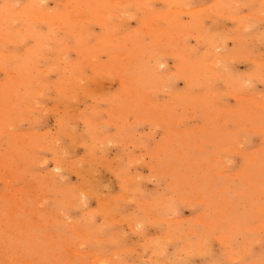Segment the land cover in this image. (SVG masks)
<instances>
[{
  "label": "rangeland",
  "instance_id": "374dc122",
  "mask_svg": "<svg viewBox=\"0 0 264 264\" xmlns=\"http://www.w3.org/2000/svg\"><path fill=\"white\" fill-rule=\"evenodd\" d=\"M0 264H264V0H0Z\"/></svg>",
  "mask_w": 264,
  "mask_h": 264
}]
</instances>
